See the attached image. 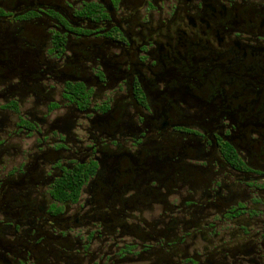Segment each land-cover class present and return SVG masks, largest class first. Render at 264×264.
Here are the masks:
<instances>
[{
  "label": "flooded vegetation",
  "instance_id": "obj_1",
  "mask_svg": "<svg viewBox=\"0 0 264 264\" xmlns=\"http://www.w3.org/2000/svg\"><path fill=\"white\" fill-rule=\"evenodd\" d=\"M0 264H264V0H0Z\"/></svg>",
  "mask_w": 264,
  "mask_h": 264
}]
</instances>
